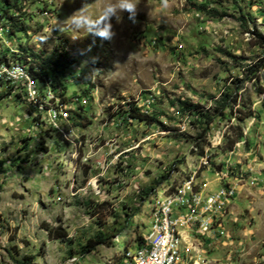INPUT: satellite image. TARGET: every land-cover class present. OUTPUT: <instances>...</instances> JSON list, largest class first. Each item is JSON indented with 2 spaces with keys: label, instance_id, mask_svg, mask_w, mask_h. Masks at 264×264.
<instances>
[{
  "label": "rangeland",
  "instance_id": "obj_1",
  "mask_svg": "<svg viewBox=\"0 0 264 264\" xmlns=\"http://www.w3.org/2000/svg\"><path fill=\"white\" fill-rule=\"evenodd\" d=\"M22 2L27 34H16L19 50L46 58L64 47L80 77L68 81V95L88 90V97L68 136L83 140L73 171L77 152L67 142L25 148L33 134L25 132L27 109L0 98V264H124L150 229L152 197L199 166V142L212 166L199 170L202 186L217 191L215 170L229 163L243 179L220 239L188 254L187 264H264V46L253 34L264 37V0H135V22L127 12L113 17L110 41L85 27L115 0ZM226 94L238 95V106L230 101L222 118ZM180 103L197 109L183 112ZM249 107L254 116L240 123ZM204 115L213 118L206 132ZM239 124L244 139L230 149ZM98 237L111 246L87 253Z\"/></svg>",
  "mask_w": 264,
  "mask_h": 264
},
{
  "label": "built area",
  "instance_id": "obj_2",
  "mask_svg": "<svg viewBox=\"0 0 264 264\" xmlns=\"http://www.w3.org/2000/svg\"><path fill=\"white\" fill-rule=\"evenodd\" d=\"M14 1L0 0V94H6L7 98L26 107V120L30 125V130L26 133L33 131L27 138L28 146L33 141L38 146L43 145L44 140L55 139L58 148H62L67 142L73 148L70 153L77 152L70 164L73 171L83 140L82 137L69 140L68 136L77 130L74 125L78 114L75 116L74 113H81L78 109L82 107V103H87L88 96L80 95V99L76 95H68V91L64 93L61 88L54 87L51 77L37 79L33 76L31 66L34 63L19 50L11 22L26 13V2L19 1L15 8ZM40 14L44 15V12ZM131 106L129 104L130 113ZM134 107L136 108L135 105ZM112 111L113 116L119 114L117 108ZM103 121L102 129L108 127L109 117H104ZM92 124L89 122L87 126ZM62 140L65 143L61 144ZM207 146L209 149L213 148L209 144ZM209 159L205 152L199 158L198 169L189 173L181 183H172L152 197L150 229L141 236L140 245L137 244L135 249H128L124 254V264H187L188 254L199 250L200 245L209 246L212 241L220 239L225 228L223 218L228 216L243 176L239 178V172L235 170L233 163L224 164L221 170H215L220 186L217 191L212 192L208 190V184L202 186L198 176L199 170L212 167ZM192 236L195 237L193 242L190 241Z\"/></svg>",
  "mask_w": 264,
  "mask_h": 264
},
{
  "label": "trees",
  "instance_id": "obj_3",
  "mask_svg": "<svg viewBox=\"0 0 264 264\" xmlns=\"http://www.w3.org/2000/svg\"><path fill=\"white\" fill-rule=\"evenodd\" d=\"M19 1L22 0H15L14 4H15V8L18 7V3ZM40 2V1H38ZM36 3V2H35ZM34 3V4H35ZM207 6L205 5H200L197 7L198 11L201 12H205L207 11ZM38 10H40V12H45L47 11L45 5L43 6L42 9L38 8ZM215 12V11H214ZM24 16V17H23ZM25 15H22L21 17H18L16 19H12V28H13V34L16 35L18 33H25L27 34V27H26V23L27 20H25ZM254 36L257 37V41H258V46H264V37L259 35L257 32H253ZM68 53L66 52L64 47H61V51L60 50H56L55 53L53 55H50V57H43V56H36L35 54L32 56L31 60L34 63V66H31V72L33 74V76L37 79H46L48 77H51L53 79L54 82V87L57 88H61L63 90V92H67L68 91V86L67 84H65L66 81H69L70 79L75 80L76 82H78L80 80V77H78L76 75V73H74V71H72V67L74 64H76L75 60L73 59H69L68 58ZM25 57H29L27 55H25ZM24 57V58H25ZM263 62H261L262 64ZM260 65H256L253 69L254 70H260L258 69ZM71 67V68H70ZM253 69L249 70L251 73L252 71H254ZM256 80H259L258 76H254ZM242 83V82H241ZM93 89V88H91ZM241 87L238 86L237 90H240ZM259 94H263L264 91L262 89L258 90ZM88 92V90H86L84 92L83 95H86V93ZM239 92V91H238ZM226 96H229L228 94L225 95L223 101L219 104L221 105V108L218 110L220 112V116L222 118H224V110L229 107V103L230 101L232 102L233 106L235 104H237L238 102V95L234 97V99L229 100L230 96L227 98ZM7 95L6 94H0V98H6ZM229 100V101H228ZM181 109L183 112H190L193 111L194 109H197V106H194L192 104H184V103H180ZM236 106V105H235ZM131 111L132 114H134L136 116V118L138 120H140V122L145 121L146 119L145 116L141 115L139 112V110L137 108L134 107V105L131 106ZM254 116L253 112L251 111L250 107L247 108L246 110L240 111V116L238 117L239 122L243 123L246 120H248L249 118H252ZM202 118L205 119V125L207 126L206 129L203 130V132H206L207 129L209 128L210 124L213 122V118L209 117V115H204L202 116ZM241 124H239L238 126L233 127V130L235 132V136L236 139L235 141H232L231 143V147L230 149L233 148V145L238 142V141H242L244 139V135L242 132V127L240 126ZM201 137H203V135L201 134ZM25 144V148L27 147V140L24 141ZM197 148L199 149V155L203 156L205 154V145L204 143L201 144V142H199L197 144ZM154 192V191H153ZM150 192L149 194L153 193ZM138 245L141 244L142 242V238L140 237L138 239ZM101 245H106V246H111V243H109V241L107 239H104L102 237H98L95 238L93 240H89L87 242V248H86V252H92V250L96 247V246H101Z\"/></svg>",
  "mask_w": 264,
  "mask_h": 264
},
{
  "label": "clouds",
  "instance_id": "obj_4",
  "mask_svg": "<svg viewBox=\"0 0 264 264\" xmlns=\"http://www.w3.org/2000/svg\"><path fill=\"white\" fill-rule=\"evenodd\" d=\"M88 6H83L78 12H82ZM137 5L135 0H115V3L106 8L103 13V18L99 22L89 20L85 30L87 33H91L103 40L110 41L114 36L112 23L110 22L113 17L119 18V14L122 12L128 13V19L131 22H135ZM75 16V14L73 15ZM77 25H80V21H77Z\"/></svg>",
  "mask_w": 264,
  "mask_h": 264
},
{
  "label": "crops",
  "instance_id": "obj_5",
  "mask_svg": "<svg viewBox=\"0 0 264 264\" xmlns=\"http://www.w3.org/2000/svg\"><path fill=\"white\" fill-rule=\"evenodd\" d=\"M24 115H25V121L28 123V121L26 120V119H27V117H26V116H27V111L25 112ZM24 115H23V116H24ZM25 132H26V131H25Z\"/></svg>",
  "mask_w": 264,
  "mask_h": 264
}]
</instances>
